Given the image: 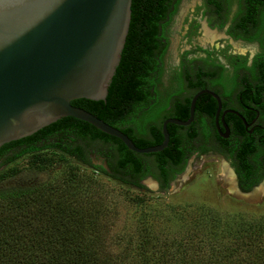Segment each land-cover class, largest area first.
Segmentation results:
<instances>
[{
    "label": "trees",
    "instance_id": "1",
    "mask_svg": "<svg viewBox=\"0 0 264 264\" xmlns=\"http://www.w3.org/2000/svg\"><path fill=\"white\" fill-rule=\"evenodd\" d=\"M177 1L132 0L128 34L106 100L71 101L127 133L139 147L155 141L133 136L129 127L121 128L122 102L154 87L155 57ZM179 140L178 136L171 137L170 145L162 151L149 153L151 160L93 125L65 116L32 135L3 144L0 167L26 156L32 168L42 170L53 159L46 151L64 159L86 160L88 153L95 151L107 157L111 172L101 169L106 176L140 187V180L152 173L166 189L170 176L184 166L186 155ZM187 144L190 153L219 150L230 158L244 191L264 176V142L249 148H211L193 146L188 138ZM8 168V172H16ZM5 173H0V179ZM107 186L92 174L69 170L60 178L32 186L0 187V264H264V221L260 218L235 229L210 227L201 237L202 230L195 228L177 238L173 235L176 229L161 226L159 215L149 219L139 214L136 227L129 231L136 238L128 233L120 243H114L111 226L118 209L108 202ZM130 222H135L133 217ZM229 234L236 237L222 239Z\"/></svg>",
    "mask_w": 264,
    "mask_h": 264
},
{
    "label": "flooded vegetation",
    "instance_id": "2",
    "mask_svg": "<svg viewBox=\"0 0 264 264\" xmlns=\"http://www.w3.org/2000/svg\"><path fill=\"white\" fill-rule=\"evenodd\" d=\"M155 58V85L146 94L137 93L123 100L121 128L129 127L133 136L155 141L150 144L155 145L161 143L162 126L167 121L168 145L171 137L178 136L177 143L186 155L182 170L170 176L169 186L178 184L182 179L179 176L187 165L192 168L196 157L210 152L218 154L230 165L240 191L250 192L258 186L264 176L248 191L242 190L230 158L219 150L190 153L187 141L189 138L193 146L211 148H249L263 144L264 0H178L165 25L160 51ZM202 90L218 95L221 104L218 114L217 99L202 92L196 98L189 124L169 121L187 120L190 102ZM140 154L153 160L149 153ZM87 157L89 160L76 159L111 172L107 157L102 153L91 151ZM102 161L108 169L100 163ZM148 177L157 181L159 188L165 189L160 178L152 173L145 175L141 183Z\"/></svg>",
    "mask_w": 264,
    "mask_h": 264
},
{
    "label": "water",
    "instance_id": "3",
    "mask_svg": "<svg viewBox=\"0 0 264 264\" xmlns=\"http://www.w3.org/2000/svg\"><path fill=\"white\" fill-rule=\"evenodd\" d=\"M131 3L0 0V147L65 116L93 125L138 153L158 152L168 145L167 121L161 143L139 147L121 129L71 103L79 98L106 100L128 34ZM202 92L217 99L218 114V95L202 90L193 96L187 120L169 121L189 124ZM100 163L108 169L105 161ZM190 169L187 165L179 177L185 178ZM145 181L157 186L151 177Z\"/></svg>",
    "mask_w": 264,
    "mask_h": 264
},
{
    "label": "rangeland",
    "instance_id": "4",
    "mask_svg": "<svg viewBox=\"0 0 264 264\" xmlns=\"http://www.w3.org/2000/svg\"><path fill=\"white\" fill-rule=\"evenodd\" d=\"M45 154L53 159L42 170L32 168L30 157L26 156L1 166L0 173H6L0 179V187L32 186L51 178H60L69 170L92 174L108 185V202L118 209L111 226L114 243H120L128 233L131 234L130 238H136V234L129 231L136 227L139 214H145L149 219L159 215L161 226L176 229L173 235L177 238L185 237L189 230L195 228L202 230L198 236L201 237L210 227L221 229L230 226L235 229L242 225L248 226L257 218L264 221V180L250 192H241L235 175H224L225 161L214 152L196 157L189 174L180 179L178 184L173 183L166 189L148 181H143L140 187L121 183L89 163H81L72 157L60 158L51 151ZM9 166L16 172H8ZM130 216L135 222H130ZM235 237L229 234L222 239Z\"/></svg>",
    "mask_w": 264,
    "mask_h": 264
},
{
    "label": "bare ground",
    "instance_id": "5",
    "mask_svg": "<svg viewBox=\"0 0 264 264\" xmlns=\"http://www.w3.org/2000/svg\"><path fill=\"white\" fill-rule=\"evenodd\" d=\"M226 164V163H225ZM224 164V175L226 176V177H228V176H230V175H234L233 173H232V171L231 170H229V167H227L226 165ZM224 176V177H225ZM233 178V177H232ZM228 182H229V180H228ZM234 182V181H233Z\"/></svg>",
    "mask_w": 264,
    "mask_h": 264
}]
</instances>
